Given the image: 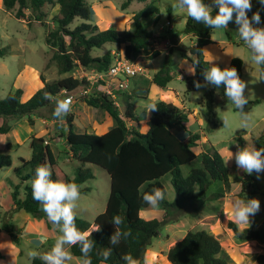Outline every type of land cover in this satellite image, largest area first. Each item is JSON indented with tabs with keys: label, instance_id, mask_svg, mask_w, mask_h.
I'll use <instances>...</instances> for the list:
<instances>
[{
	"label": "trees",
	"instance_id": "1",
	"mask_svg": "<svg viewBox=\"0 0 264 264\" xmlns=\"http://www.w3.org/2000/svg\"><path fill=\"white\" fill-rule=\"evenodd\" d=\"M155 1L134 13L131 16L132 29L123 31L112 29L101 31L97 26L89 24L91 10L85 0H2V6L7 11L16 9L13 13L14 18L18 20L26 18L29 25L31 22L43 24L44 41L51 53L47 65H54L57 72L63 75L71 73L76 67L99 73L107 71L115 58L114 54L107 51L103 55L92 56V50L103 49L106 44L122 48L123 59L133 60V57L143 55L147 60H152L159 56V51L151 49L156 34L143 24V20L159 16V10L153 4ZM132 2L146 3L147 0H125L120 9L126 10ZM46 5H58V14L53 18L54 28L48 24L44 25L43 8ZM28 9L34 21L31 17L25 16ZM258 10L261 16L260 26L264 27V6H261L258 0L252 1V9L247 14L251 18L253 12ZM216 11L218 9L214 8L212 14L215 15ZM76 19L80 22L74 24ZM214 30L202 22H196L188 16L186 18L182 33L192 38L195 44L180 51V55L191 65L193 61H197L195 74L184 78L186 93L197 90L195 82L204 83L203 73L210 67L204 48L215 44L211 39ZM222 30L228 43L244 45L243 42L236 41L239 38L235 14L227 29ZM5 53L6 48L0 47V57ZM242 66V60L233 57L227 67H235L242 78ZM171 79L170 63L166 60L164 66L151 77L150 82L158 88H165ZM41 80L42 87L24 102L21 101L23 92L19 88L0 99V121L27 118L28 123L33 125L31 116L52 105L53 97L60 96L63 92L70 93L83 85L87 88L88 85L84 79L78 80L71 76L51 82L45 81L41 76ZM224 90L225 86L221 84L219 88L209 85L205 91L207 132L215 130L218 126L214 107L217 103L225 104ZM81 101L93 109L106 112L114 121V125L102 134L76 133L73 130V114L65 117V134L61 137L66 141L73 164L78 163L73 168V177L67 175L58 165L49 144L45 143L46 140L34 135L29 140L30 159L20 158L21 165L14 171L20 174L27 169L21 181H28L34 178L38 166L49 165L53 181H74L80 185L81 194L88 192V188H83L82 185L93 178L91 170L84 168L85 165L97 166L107 173L110 190L105 210L97 215L93 222L78 217L75 221L81 231H90L92 226L100 225L99 230H93L90 237L95 242L90 254L93 264H104L101 253L107 248L112 249L107 264H126L123 260L126 254L133 255L140 261L139 264H143L146 250L152 240L158 237L162 226L175 223L185 215L196 218L207 202L222 199L230 192L232 181L220 153L211 147L196 155L194 150L200 141L199 134H188L185 139L180 140L170 130L171 124L185 128L188 114L184 110L164 101L155 102L156 108L150 110L146 122V132L142 133L137 129L139 119L130 96L124 95L123 115L117 111L112 98L103 92L87 93L81 97ZM257 104L259 101L256 100L248 101L246 105ZM54 108L55 105H52V112ZM9 131V126H0L1 135ZM236 141L240 147L244 144L242 137H238ZM255 144L256 148L264 147V137L256 139ZM198 159L200 166L191 168L184 175L182 167ZM10 166V157L0 153V168ZM165 176L170 179L175 199L169 202L165 198L158 207H155L163 211L160 220L141 218L139 215L141 211L153 208L143 201V195L153 188H165L162 183ZM217 183L221 187L220 191L209 194L212 185ZM247 186L253 188L256 185L253 180L243 181L237 198H246L244 193ZM18 189L19 185H16L11 193L13 207L32 218L49 221L46 213L42 211L40 202L32 198V187L25 186L22 196ZM253 194L254 192H251L250 195ZM116 215L125 218V224L121 227L129 229L132 236L127 240H121L117 245H112L110 236L116 228L111 222ZM226 227L238 241H254L264 247V225L252 224L240 230L235 223L228 221ZM69 251L73 257L80 259L82 253L79 245L70 246ZM220 252L221 244L216 237L204 230H189L181 240L168 249L166 259L170 264H228L220 258ZM39 257L32 259L31 264H44ZM255 263L264 264V252L255 257Z\"/></svg>",
	"mask_w": 264,
	"mask_h": 264
},
{
	"label": "rangeland",
	"instance_id": "2",
	"mask_svg": "<svg viewBox=\"0 0 264 264\" xmlns=\"http://www.w3.org/2000/svg\"><path fill=\"white\" fill-rule=\"evenodd\" d=\"M85 1L91 10L89 24L97 26L101 31L107 29L123 31L124 29H132L131 16L153 0H147L146 3L132 2L126 10L120 9L121 4L125 0ZM204 2L211 5L212 0H204ZM175 3L176 0H156L153 2L159 10V16L145 19L143 24L156 34V39L151 44V49L161 53L152 60H147L143 55H137L132 58V61L143 67L146 76L139 75L128 79L126 91H112L113 96L115 95V98H112L114 105L119 114L123 115L124 95L130 96L131 102L135 105V114L140 118L137 129L142 133H145L147 129L145 124L146 118L150 116V110H147L149 104L164 101L184 110L188 114L185 128L174 126L172 129L173 133L179 139H181L180 132L199 134L200 141L194 150L198 154L213 147L225 161L230 155L229 151L232 152L233 157L225 165L228 168L230 179L232 182L236 179L237 186L239 182H252L253 180L256 186L252 188L248 187V185L244 196L249 199H258L260 201V209L254 216L250 217L249 225L238 224L232 216L230 207L233 197H236L235 195H227V193V199L225 200L223 198V200H210L205 205L204 212L197 218H191L187 215L181 217V221L177 223L178 227L183 226L181 229H172L173 224L162 226L158 237L153 239L151 245L147 248L143 264H169L166 261L168 247L174 245L180 239L179 237L184 236L187 231L201 228L207 229L206 232H211L218 237L222 246L219 256L228 264H256L255 257L264 252V247L257 245L256 242L238 241L233 237V233L227 229L226 224L228 221H232L240 230L252 224L256 226L264 225V171L259 174L253 172V174L249 175L238 169L234 160V154L239 148L251 143L256 147L255 140L264 137V82L261 80L257 81L259 69L254 62H250L249 50L245 45H231L222 51L217 50L214 46L207 47L205 49L207 60H209L211 54L216 58L212 63H215L221 69L225 68L226 60L229 57H238L242 60L241 79L247 84L244 94L249 96L248 101H259L257 105L244 106V111L248 112L252 117V123L249 128H240V114L225 96V104L217 103L214 107L215 120L218 126L215 130L207 132L208 116L204 106L207 87L186 93L184 78L192 75L187 71V68L192 65L187 59L181 57L180 51L183 49L178 48L177 44L181 42L182 46L190 48L192 47L193 39L182 33L187 12L185 9L175 7ZM15 10H5L2 6V0H0V47L6 48V53L0 57V99L4 98L8 93H12L13 89L17 87L23 92L21 101H26L37 88L42 86L41 76L48 82L68 76L78 80L82 78L85 80V76L91 79V71L82 70L80 67H76L71 73L61 75L57 72L54 65H47L51 53L44 41L43 24L31 22L32 24L30 23L31 25H29L26 18L18 20L13 16ZM58 10V5H46L43 8L44 25L48 24L51 28H54L53 18L58 14ZM25 14V16L31 17L32 21H34L29 9L25 11ZM78 21L76 19L74 24L78 23ZM167 21L170 22L169 26H165ZM160 27L163 29H160ZM217 34L218 31L214 32V37ZM236 41L243 42L239 39ZM107 51L114 54L117 60L123 58L122 48H116L111 44H106L103 49L92 50V56H100ZM165 53L170 54L166 56ZM166 60H169L170 63L172 79L165 88H158L152 85L150 80L164 66ZM184 61L187 63H184ZM119 79L124 81L125 77L119 76ZM87 86L88 94L102 92L104 89L103 85L95 80L89 81ZM85 87L83 85L70 93L63 92L60 96L53 97L52 105H56V102L60 99L72 97V110L69 114L74 116L73 130L76 133L102 134L114 125V121L106 112L93 109L81 101V97L85 95L83 94ZM196 93H200V95ZM52 105L39 110L31 116L34 122L33 126L25 124L28 122H25L27 118L0 121V126L10 127L8 133L5 135L0 134V153L8 155L11 160L10 167L0 168V264H31L33 258L28 256L29 250L37 251L39 253L38 256H40L50 251L54 246H50L51 240L47 242L49 238L45 237L43 246L22 234L25 232L29 235H34V232H29L34 227L30 223L32 222V217L23 211H17L13 207L11 199V193L16 185H19L18 191L21 196L25 192V186H31L32 180L21 181V177L25 176L27 169L21 171L20 174H17L14 169L20 167V158L25 160L30 158L29 139L33 135L41 136L46 140L45 143L49 144L58 165L67 175L73 177V168L78 163L76 164L75 162L73 164L66 141L61 137V135L65 134V118L63 120L54 118L51 111ZM225 117L229 120V127L227 128L223 125ZM233 136L235 141L238 137H242L244 144L240 147L237 141L236 143H230L228 151V142ZM199 166L198 159L194 163L184 166L182 173L185 175L191 168ZM84 168L91 170L93 178L82 185L83 188H88V192L80 195L76 217L93 222L95 217L105 210L110 190L109 176L97 166L85 165ZM162 183L168 191L166 198L170 201L174 192L169 185V177L165 176L162 178ZM220 189L219 183L213 184L209 194L220 191ZM235 189L236 184L233 183L232 191H235ZM251 192H254V194L250 195ZM211 215H215V218L211 217ZM161 216L162 211L159 208L143 210L140 214V217L145 220L151 218L160 219ZM93 228L94 226L91 227L90 231ZM42 231L41 236H44L45 234ZM57 233L58 236L62 235L59 230ZM164 259H166V262H164ZM70 264H80V259L73 257Z\"/></svg>",
	"mask_w": 264,
	"mask_h": 264
},
{
	"label": "clouds",
	"instance_id": "3",
	"mask_svg": "<svg viewBox=\"0 0 264 264\" xmlns=\"http://www.w3.org/2000/svg\"><path fill=\"white\" fill-rule=\"evenodd\" d=\"M261 6H264V0H258ZM177 8L185 9L187 16L196 22H202L212 29H227L228 23L233 20L235 14V23L238 25V38L243 41L249 50L250 62L259 69L257 81L264 80V27L261 25V16L259 10L253 12L251 18L248 12L252 9V0H212L211 5L206 4L204 0H176L174 5ZM213 6L218 11L213 15ZM216 58L210 54L208 63L210 67L203 73L204 83L195 82V87L206 88L209 85L219 88L221 84L225 86L224 94L235 106L240 114V128H249L252 123V117L244 111V106L248 103L249 96H245L244 91L247 84L242 80L235 67H226L221 69L215 63ZM187 68L190 74H195V63ZM184 63H187L184 61ZM200 95V93H196ZM72 97H66L56 102L53 117L63 120L72 110ZM156 108L154 103L147 106V110ZM223 125L229 127L227 117L223 119ZM236 143L234 136L229 139V144ZM228 158L224 161L227 165L233 153L230 152ZM235 164L238 169L251 175L253 172L259 174L264 171V147L256 148L253 143L246 145L234 154ZM52 171L49 165H40L35 170V176L31 181L32 198L40 202L42 211L46 213L48 220L59 230V235L54 246L47 253L40 255L44 264H70L73 257L69 251L70 246L79 245L82 253L80 264H93L90 255L95 247V242L91 239L93 230H99L100 225H96L91 231H81L76 226V215L79 207L78 201L81 195L80 185L64 180L53 181L51 179ZM168 195L166 188H153L146 192L142 199L151 207L160 205ZM175 193H173V196ZM231 212L234 220L238 224H250V217L254 216L260 209V201L252 198H236L231 201ZM116 230L110 236V243L117 245L121 240H127L132 236V232L121 227L125 224V218L121 215L113 217L111 222ZM28 256L36 258L39 253L35 250H29ZM112 249L107 248L102 253V260L107 264ZM126 264H139V261L131 254L123 257Z\"/></svg>",
	"mask_w": 264,
	"mask_h": 264
},
{
	"label": "crops",
	"instance_id": "4",
	"mask_svg": "<svg viewBox=\"0 0 264 264\" xmlns=\"http://www.w3.org/2000/svg\"><path fill=\"white\" fill-rule=\"evenodd\" d=\"M216 31H218V34H217V36H215L214 37V35H213V33L214 32H216ZM211 39L215 42V44H213V45H209V46H214V47H216V49L217 50H219V51H222V50H224L226 47H229V46H231V45H234V44H230V43H228L227 41H226V39H225V37H224V34H223V30L222 29H215L213 32H212V34H211ZM193 41V40H192ZM194 41L192 42V46H194ZM236 45V44H235ZM181 46H182V44H181V42H179L178 44H177V47L178 48H181ZM209 46H207V47H209ZM237 46V45H236ZM239 46V45H238ZM207 47H205L204 48V53H205V55H206V52H205V49L207 48ZM184 49H185V47H184ZM161 53V52H160ZM166 54V56L168 55V53H165ZM231 58H233V57H229L227 60H226V66H225V68L228 66V64H229V61H230V59ZM180 78H182V77H180ZM42 87V86H41ZM41 87H39V88H41ZM39 88H37L36 90H38ZM17 89V87H15L14 89H13V91L12 92H14L15 90ZM35 90V91H36ZM34 91V92H35ZM33 92V93H34ZM32 93V94H33ZM32 94L30 95V96H32ZM149 118V117H148ZM148 118H146V122H147V120H148ZM138 119H140V118H138ZM25 122H27V120L25 121ZM25 124H27V125H29V123L27 122V123H25ZM139 124V123H138ZM33 125H34V122H33ZM33 125H31V126H33ZM146 125V124H145ZM174 126H178V125H174V124H171V126H170V130L173 132V127ZM33 131V130H32ZM181 133V139L180 140H183V139H185L187 136H188V134H186L185 132H180ZM176 136V135H175ZM38 137H41V136H38ZM177 137V136H176ZM31 138V137H30ZM178 138V137H177ZM179 139V138H178ZM30 140V139H29ZM202 153V152H201ZM196 155H199L198 153H195ZM23 159V158H22ZM30 159V158H29ZM25 160V159H24ZM194 163V162H193ZM192 164V163H191ZM183 168V167H182ZM189 171V170H188ZM187 171V172H188ZM231 180V179H230ZM244 180V179H243ZM236 179H235V181H233L232 182V184L233 183H235L236 184V189H235V191H232V184H231V190H230V192L227 194V195H237L238 193H239V191H240V189H241V185H242V183L243 182H239V184H238V186H237V183H236ZM169 185H170V179H169ZM170 187H171V185H170ZM172 188V187H171ZM173 191V190H172ZM174 192V191H173ZM234 193H236V194H234ZM227 195H225V197L223 198L224 200L225 199H227ZM167 199V198H166ZM175 199V195L173 196V194L171 195V200L169 201V202H172L173 200ZM222 199V200H223ZM208 203V202H207ZM206 203V204H207ZM205 204V205H206ZM206 207L204 206L202 209H201V211H200V213H199V215H201V213H203L204 212V209H205ZM162 211V210H161ZM140 214H141V212H140ZM139 214V215H140ZM198 215V216H199ZM162 216H163V211H162ZM162 216H161V218H162ZM197 216V217H198ZM196 217V218H197ZM210 217V216H209ZM211 217H213V218H215V215H211ZM160 218V219H161ZM151 219H154V218H151ZM156 219H159V218H156ZM159 219V220H160ZM181 219V217L178 219V221H176L175 223H171V224H173L174 226H173V228L172 229H174V228H177L178 230L179 229H181V227H183V226H180V227H178L179 225L177 224L179 221H181L180 220ZM203 219H205V218H203ZM147 220H150V219H147ZM37 224L36 226H35V223ZM30 223H32L33 225H34V227L33 228H31L32 230L31 231H29V232H34V235H29L28 233H25V232H23L22 234L24 235V236H27V238L28 239H31V240H35V241H37V242H39V244H41V245H43L44 246V240H45V237L46 238H49L48 239V241L47 242H49L50 240L52 241L51 242V244H50V246L51 245H54V241H55V239H57V237H58V233H57V231H58V229L57 228H55L54 227V225L49 221V222H47L45 219H35V218H32V222H30ZM46 223H49V224H46ZM49 225V226H48ZM170 225V224H169ZM183 225V224H182ZM247 227V226H246ZM245 228V227H244ZM171 229V230H172ZM41 230H43L42 232L45 234L44 236H41ZM195 230H204V231H206L207 229H205V228H201V229H195ZM225 230H227L226 228H225ZM229 230V229H228ZM209 234H211V235H213L211 232H209ZM185 235V234H184ZM231 235V234H230ZM29 236V237H28ZM35 236V237H34ZM214 236V235H213ZM184 236H182V237H179L180 239H178V241L179 240H181L182 238H183ZM214 237H216L217 239H218V237L217 236H214ZM233 237H234V235H233ZM236 239V238H235ZM177 242V241H176ZM175 242V243H176ZM251 242H254V241H251ZM221 244V243H220ZM173 246V245H172ZM171 247V246H170ZM170 247H168V249L170 248ZM221 249H222V246H221ZM168 251V250H167ZM233 259V258H232ZM166 259H164V262H166L165 261ZM234 262H235V260H233ZM168 262V261H167ZM169 263V262H168ZM170 264V263H169Z\"/></svg>",
	"mask_w": 264,
	"mask_h": 264
},
{
	"label": "built area",
	"instance_id": "5",
	"mask_svg": "<svg viewBox=\"0 0 264 264\" xmlns=\"http://www.w3.org/2000/svg\"><path fill=\"white\" fill-rule=\"evenodd\" d=\"M169 25L170 22L167 21L165 23V26ZM160 29L163 28L160 27ZM139 75L146 76V72L143 67L136 64L132 60L123 58L117 60L115 57L107 71L102 73L91 71V79L88 76H85V80L87 83H89V81L91 80L99 82L104 87L102 92L110 96L111 98H115V95L113 96L112 91H126V89L128 88V79L134 78ZM119 76L125 77V80L123 81L119 79ZM87 88L83 89V94H87Z\"/></svg>",
	"mask_w": 264,
	"mask_h": 264
},
{
	"label": "water",
	"instance_id": "6",
	"mask_svg": "<svg viewBox=\"0 0 264 264\" xmlns=\"http://www.w3.org/2000/svg\"><path fill=\"white\" fill-rule=\"evenodd\" d=\"M181 49H183L184 50V46H181ZM139 261V260H138ZM140 262V261H139Z\"/></svg>",
	"mask_w": 264,
	"mask_h": 264
}]
</instances>
